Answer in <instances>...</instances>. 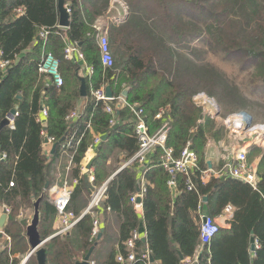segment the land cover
<instances>
[{
  "label": "trees",
  "instance_id": "trees-1",
  "mask_svg": "<svg viewBox=\"0 0 264 264\" xmlns=\"http://www.w3.org/2000/svg\"><path fill=\"white\" fill-rule=\"evenodd\" d=\"M120 1L127 6L128 15L122 23L105 26L114 59L113 67L107 69L101 62L94 27L99 20L107 19L113 0H66L71 10L68 30L58 28L57 0H0V51L4 58L15 60L1 83L0 126L12 110L18 108L19 112L14 130L7 126L0 129V156L8 154L6 160L0 159V210L7 206L11 211L2 229L11 237V250L6 248L0 254V264H21L30 250L28 224L19 222L18 216L22 209L33 208L50 178L51 157L43 150V131L53 144H58L55 159L71 132L79 129L84 133L68 174L70 182L79 178L80 164L95 138L108 136L92 166L94 182H89L88 175L80 178L68 210L80 216L92 193L110 180L106 198L95 213L103 214L104 219L107 216L108 221H119V240L102 263L95 264H120L116 260L118 253L128 254L124 243L140 225L130 198L137 192L141 169L135 163L118 171L139 150L137 120L133 111L125 107L116 111L118 128L111 127L112 116L105 112L102 102L92 97L93 90L105 84L117 97L129 89L126 100L129 105L142 106L152 135L162 126L161 120H155L156 115L161 109H169L172 123L167 147L179 158L190 141L201 170L208 168V144L224 140L226 131L204 115L193 97L206 93L224 108L225 114L252 107L236 83L205 61V55L210 52L237 65L239 71L249 75L251 96L264 99V0ZM44 31L49 32L46 39L41 38ZM68 42L77 44L86 64L94 69L92 78H85L86 106L75 124H68L66 118L84 99L80 94L81 65L65 59ZM48 53L60 60L61 87L46 88L38 73V65ZM43 105L49 108L45 127L37 122ZM88 123L90 129L86 128ZM162 154L157 150L147 168L144 221L148 235L147 241L137 244L139 258L148 247L153 264H182L179 253L186 259L200 251L199 264H264V150L254 146L248 156L250 163L260 158L256 190L232 178L203 184L198 177L194 180L196 190L188 192L179 177L176 194L160 167ZM12 182L14 186L10 187ZM204 197L208 201L203 203V209L213 218L228 205L236 209L231 228L221 229L209 248H203L200 242L198 204ZM40 212L39 232L42 240L49 239L45 244L47 264H75L102 240H98L102 228L92 236L94 218L90 214L69 234L52 237L57 212L48 192ZM107 232L108 226L103 228V234ZM253 239L259 244L255 257L250 253ZM26 264L38 262L33 256ZM135 264L147 263L140 260Z\"/></svg>",
  "mask_w": 264,
  "mask_h": 264
},
{
  "label": "built area",
  "instance_id": "built-area-1",
  "mask_svg": "<svg viewBox=\"0 0 264 264\" xmlns=\"http://www.w3.org/2000/svg\"><path fill=\"white\" fill-rule=\"evenodd\" d=\"M66 6L68 8V12L70 13L71 10L69 9V6ZM18 13L23 14V10H19ZM96 32L101 50V62L105 68H112L114 65V59L110 52L108 34L102 29V27H97ZM48 35L49 32L44 31L41 33V38L46 39ZM64 54L66 60L75 61L81 65L80 73H83L84 78H92L94 69L86 64L84 54L76 43L68 42ZM3 55V52L0 51V84L6 79L10 69L15 64V60L4 58ZM38 73L44 78L46 88L51 86L61 87L63 85V77L60 72V60L52 53H48L42 58L38 65ZM106 88L107 86L104 84L100 88L93 90L92 97L96 102H102L104 104L105 112L112 116L110 120L111 127L116 126L118 123L115 116L116 111L125 107H129L133 111L137 120L135 135L139 143V150L133 158L120 168L118 172L135 163H137L141 169L139 190H137V192L130 198V203L133 205L135 213L139 217L140 225L136 230L131 232L129 238L124 243L128 254L124 256L121 252H119L116 260L120 264H135L140 260H143L147 264H153L151 262V251L148 247L139 258L137 253V244L139 241H147L148 234L146 223L144 221V196L148 188L146 173L147 168L152 163V158L156 154L157 150L160 149L163 151L159 164L169 176L168 185L173 194H176L177 179L179 177L183 179L185 190L188 192L196 190L194 180L198 177L203 184H208L212 179L232 178L248 184L256 190L259 186L260 179L258 177L257 168L248 162V154L250 148L254 146L264 149V124L254 123L252 117L246 113L231 114L221 119V110L215 99L208 97L205 93L196 95L193 98V101L197 107L203 110L204 115L214 120L220 119L226 129L230 130V136L235 137V141H238L236 142L237 149L234 156L233 153L230 154L226 158L225 165L220 170H214L212 167L207 168L206 170H201L199 167L198 157L194 152L190 141L183 149L179 158L174 157L173 150L167 147L168 133L172 123L169 109H161L156 115L155 120H161L162 126L155 134L152 135L150 128L144 119V110L142 106L140 104L129 105L126 98L122 94L117 97L113 96L112 98H108ZM14 110L15 114L12 115L10 113L6 117V120L9 122L7 127L11 130L15 129V120L19 116L18 108H15ZM48 110L49 108L43 105L37 116V122L41 123L44 127L47 124ZM83 111L84 109L77 108L74 112L68 115L66 118L68 124L77 123L82 118ZM90 127L91 124L88 123L86 128L90 129ZM42 135L46 138L43 145L44 153L50 157L52 151L51 148L54 144L51 139L47 138L44 131L42 132ZM83 136V132L79 129H75L67 136L64 143L60 147L61 153H65L69 156V168L67 169L68 174L73 166V158L81 144ZM102 143L101 138L96 137L93 144L89 147L85 158L80 164L81 172L79 178H75L70 182L66 176L60 187L54 186L50 187L48 190L50 199L57 212V227L55 234L52 237H63L66 234H69L87 214H90L94 218L92 236H97L101 231L103 214H97L95 212L100 209L102 202L106 198L110 180L92 193L87 209L80 216H77L75 213L69 211L68 207L72 201L74 189L83 175H88L90 183L94 182V170L93 168L88 170L87 165L88 162L93 159L95 151L101 147ZM7 158V153H3L0 156L1 160H6ZM232 160L234 161L232 162ZM13 186L14 183H10V187ZM198 209L201 220V246L203 248H209L215 237L222 229V225L219 220H223L224 223H230L234 217L236 209L232 205H228L224 208L220 216L214 218L205 213L202 200L198 204ZM2 211L3 214H6L7 216L11 212L10 208L7 206H3ZM107 212H111V208L107 207ZM18 220L19 222H26L29 225L31 218L28 216V212L26 210H22L18 216ZM6 248L11 250V237L4 234L2 232V228H0V254L4 252ZM201 252L202 251L199 253L197 252L194 257L183 259L182 264H199V254H201ZM34 255L35 251L30 249L28 254L23 258L21 264H26ZM90 264H95V262L90 260Z\"/></svg>",
  "mask_w": 264,
  "mask_h": 264
},
{
  "label": "crops",
  "instance_id": "crops-1",
  "mask_svg": "<svg viewBox=\"0 0 264 264\" xmlns=\"http://www.w3.org/2000/svg\"><path fill=\"white\" fill-rule=\"evenodd\" d=\"M117 3H119V4L122 3L123 4V2H121L120 0H117ZM117 3H115V4H117ZM115 4L111 5V9H110V11L108 13L107 19H101L96 24H98L99 26L103 27V26H108L111 23L112 19H114L112 12H113V10H115ZM117 13H119V16L122 15L119 10L117 11ZM80 76L84 77L83 73H80ZM85 106H86V100L84 99V100L80 101V103L78 105V108L79 109H85ZM234 139H235V137H231L229 135V140L226 141V143H225L226 148H229L228 147L229 145L232 147L231 154L233 153V156H234V154L236 152V149H237V145L234 143ZM216 148H220V150H217ZM252 148L253 147L250 148V151H251ZM51 150H52V148H51ZM229 155H230V153L228 154V156ZM52 156L53 155H51L50 157L52 158ZM228 156L226 155V149H224L223 145L220 146L219 143L216 144L214 142H210L208 144L206 160H207V163L209 162L211 164V167L214 170H220L225 165L226 158ZM248 156H249V154H248ZM233 161L234 160H232V162ZM259 162H260V158H257L253 162H251V163L249 162V164L254 165L257 168V171H258ZM68 168H69V156L67 154H65V153L64 154L60 153L59 157H57L55 159L54 168L52 170H50V178H49L50 179V187H54V186L60 187L61 186L62 181L64 180V178L66 176L68 177V172H67ZM208 168H210L209 165H208ZM48 197L50 198L49 194H48ZM2 215H3V211L1 209L0 210V218H1ZM109 217L110 216H108V218ZM118 222L119 221L114 219V218H110L109 221H108L107 220V216H105V219L103 218L101 228L103 230L104 227L108 226V232L106 234H103L102 237H101L102 240L99 243L96 244L97 246H96V248H95V250L93 252L94 256L91 259V260L94 259L93 260L94 262H98L97 257H99V256H101L102 261H103L106 258L107 254L109 253V251L117 244V242L119 240V225L117 226ZM219 222L222 225V229L229 230L231 228L230 227V223H227V222L224 223L223 220H219ZM56 227H57V221L55 220L54 225H53V229L56 230ZM253 244H255L256 249H255L254 252L250 249V253H251L252 257H255L256 250L259 249V244H258V241L256 239H253V241L251 243V247H252ZM29 248H30V246H29ZM156 264H160V263L157 262Z\"/></svg>",
  "mask_w": 264,
  "mask_h": 264
},
{
  "label": "water",
  "instance_id": "water-1",
  "mask_svg": "<svg viewBox=\"0 0 264 264\" xmlns=\"http://www.w3.org/2000/svg\"><path fill=\"white\" fill-rule=\"evenodd\" d=\"M57 9H58V27L62 28V29H69L70 24H71V17H70V13L68 12V8L66 6V0H57ZM0 88H1V84H0ZM80 94L81 97L84 99L88 96V92H87V85H86V80L84 77L81 78V87H80ZM106 94L108 98H112L114 96L113 91L111 89V87H107L106 88ZM122 95L127 98L129 95V89H125L122 93ZM11 114H15V110L11 111ZM9 122L5 119L1 126L0 129L8 126ZM118 125H116L114 127V129H117ZM108 139V136H103L101 137L102 142H106ZM58 144H54L52 147V151H51V155H54L56 150H57ZM101 147H99L93 156V159L90 160L88 162L87 165V169H91L93 166L94 161L98 158V155L100 153ZM209 167L211 168V164L208 162ZM50 189V179L48 178L45 186H44V193L41 195L40 198H38L36 201H34L33 203V208H34V214L33 217L30 221V224L27 226L26 228V238L28 240L29 246L31 248L32 251H35V255L34 257L36 258L38 264H47V254H46V250H45V244L48 240H42L40 232H39V224L41 221V212H40V206H41V202L45 196V193L48 192V190ZM137 190H139V186L137 188ZM203 203H207L208 201V197H204L202 198ZM7 215L3 214L0 218V228H4L6 221H7ZM103 234V230L101 231V233L98 236V240L101 239ZM145 241V240H143ZM97 245H94L89 252L87 253V255L82 259L77 261L75 264H90V260L92 258L93 252L95 250ZM256 249L255 244L252 245L251 250L254 252ZM180 258L183 260V256L181 253H179ZM201 254H199V258H200ZM151 262L154 263L155 260L153 258V256H151Z\"/></svg>",
  "mask_w": 264,
  "mask_h": 264
},
{
  "label": "rangeland",
  "instance_id": "rangeland-1",
  "mask_svg": "<svg viewBox=\"0 0 264 264\" xmlns=\"http://www.w3.org/2000/svg\"><path fill=\"white\" fill-rule=\"evenodd\" d=\"M115 1L117 2V0H113V2H111V5L115 4ZM118 10L122 14L121 16H119V13H117ZM112 13H113V18L114 19H112L111 23H114V24L122 23V22H124L126 20V17L128 15V8H127V6L124 3L123 4L122 3L121 4L117 3V4H115V10H113ZM97 27L100 28L101 26L96 24V26L94 27L95 30H96ZM102 29L107 32V28L105 26H103ZM107 34H108V32H107ZM203 51H206V50L203 49ZM205 61L210 62L217 69H219L221 72H223L227 76V78L229 79L230 82L236 83V85L238 86L241 94L245 98H247V100L252 104L251 108L243 109V110H240V111H237V112H233V113H230V114H225L224 108L219 105L220 110H221V119H223L227 115H231V114L233 115V114H236V113H246V114H248V115H250L252 117L254 123H256V124H264V99H260V98L251 96L250 91L248 89L249 75L247 73L239 71L237 65L229 63V62H226L225 60L222 59V57L215 56V55H213L210 52H208L205 55ZM201 93H204V92H199L198 94H201ZM198 94H196V95H198ZM208 97H210V96H208ZM210 98H212V97H210ZM215 121L218 123L219 126H222L225 129V131H226V138L224 140H222L221 142H219V144H220V146L223 145L224 149H226V155L228 156V154L229 153L231 154V152H232V147L229 145L228 146L229 148H226L225 143H226V141L229 140V135H230L229 131L230 130L226 129V127L222 124V121L220 119L215 120ZM236 142H238V141L237 140L235 141V139H234V143L235 144H236ZM216 149L220 150V148H216ZM50 163H51L50 164V170H52L54 168V166H55L54 156H52ZM22 210H26L28 212V216L32 219L33 214H34V208H25V209H22ZM19 215H20V213H19ZM118 225H119V223H117V226ZM97 260L100 263H102L101 256L97 257Z\"/></svg>",
  "mask_w": 264,
  "mask_h": 264
}]
</instances>
